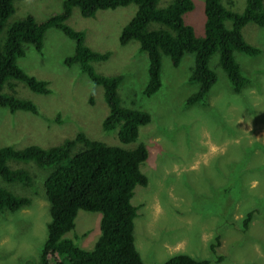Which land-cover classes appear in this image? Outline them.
I'll return each mask as SVG.
<instances>
[{"label": "rangeland", "instance_id": "374dc122", "mask_svg": "<svg viewBox=\"0 0 264 264\" xmlns=\"http://www.w3.org/2000/svg\"><path fill=\"white\" fill-rule=\"evenodd\" d=\"M171 1L158 0L156 6ZM61 2L14 0V12L0 32V47L11 22L27 16L41 22L59 13ZM192 2L193 8L183 14V20L199 37L203 34L204 0ZM222 4L239 12L245 0H222ZM135 11L136 5L130 3L82 17L72 7L66 24L83 33L86 47L108 53L107 59L94 61L92 66L105 76L122 75L117 87L120 105L150 114V122L139 127L136 142L124 145L116 130L103 131L108 108L102 88L78 64H65L75 43L52 27L43 33L40 51L26 43L24 55L16 59L24 72L46 82L47 93H35L12 79V86L4 85L1 90L33 102L38 113L0 107V148H48L78 133L124 148L142 142L148 156L140 170L148 184L134 188L131 203L138 207L134 245L143 264H161L177 254L209 264H264V26L247 23L241 29L243 39L259 49L256 55L234 52L241 74L248 80L241 92L233 93L214 52L208 67L216 76L215 83L203 102L187 104V97L198 87L188 81L192 53H185L177 67L161 54V85L152 95L143 94L146 53L135 40L119 43L120 31ZM157 27L156 23L148 25V29ZM81 147L77 142L70 154ZM7 165L27 171L31 182L7 183L0 178V188L28 197L31 203L14 212L0 211V264H39L50 220L43 182L53 167H40L32 160H8ZM252 209L255 212L244 230L241 220ZM100 217L99 212L78 210L74 229L65 236L79 248L91 250L100 234ZM211 244L215 253L209 249Z\"/></svg>", "mask_w": 264, "mask_h": 264}, {"label": "trees", "instance_id": "16d2710c", "mask_svg": "<svg viewBox=\"0 0 264 264\" xmlns=\"http://www.w3.org/2000/svg\"><path fill=\"white\" fill-rule=\"evenodd\" d=\"M158 0H62L61 10L41 22L27 16L15 20L6 29L0 47V107L9 111L24 110L37 114L35 104L29 100L5 94L4 85L12 86L11 79L20 81L35 93H47L46 82L24 72L16 59L24 55L23 45L31 44L36 51L42 47V35L49 28L60 30L73 40L74 52L64 62L78 64L80 70L97 86L102 88L108 113L102 121L103 131L116 130L122 144L136 142L139 127L150 122L148 112L120 105L117 87L122 75L105 76L94 70L92 62L107 59L108 53H100L86 47L84 35L66 24L71 8L77 7L82 17H91L100 9H115L130 3L136 5L132 18L122 27L119 43L130 40L138 43L139 50L146 53L147 82L145 96L155 93L160 85L161 54L167 55L172 66L177 67L185 53L194 55L188 81L197 83V90L187 97V104L203 102L216 76L208 67L210 56L218 53V63L224 71L233 93L239 94L248 84L242 76L234 52L256 55L257 47L248 44L241 29L247 23L264 26V0H245L243 9L232 11L222 0H204L203 34L194 35L191 26L184 23L183 14L192 10V0H172L164 7H157ZM14 0H0V32L14 12ZM227 21L231 22L230 27ZM150 23L158 25L148 29ZM80 142L81 149L70 154L72 147ZM148 151L144 143L132 148L108 145L99 140L86 139L78 133L72 139L57 146L41 148L26 146L13 149L0 148V178L7 183L19 182L29 185L31 177L21 168L11 169L8 160H32L36 165L52 166L53 170L44 179L43 187L49 202L50 220L46 225L47 235L40 251L39 264H143L134 245V219L138 207L131 203L136 186H146L147 177L140 165L146 160ZM64 161L62 165H58ZM31 203L28 197L18 196L0 188V211H17ZM78 210L99 212L100 234L91 250L79 248L65 234L74 229V218ZM255 210H249L242 218L243 229H247ZM210 251L215 253V245ZM221 258L218 256L217 260ZM161 264H209L186 254H177Z\"/></svg>", "mask_w": 264, "mask_h": 264}]
</instances>
